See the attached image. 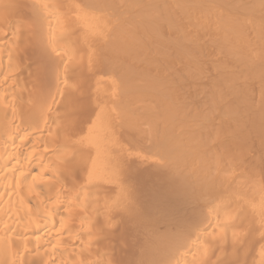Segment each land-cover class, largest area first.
Returning <instances> with one entry per match:
<instances>
[{
    "label": "bare ground",
    "instance_id": "obj_1",
    "mask_svg": "<svg viewBox=\"0 0 264 264\" xmlns=\"http://www.w3.org/2000/svg\"><path fill=\"white\" fill-rule=\"evenodd\" d=\"M0 264H264V0H0Z\"/></svg>",
    "mask_w": 264,
    "mask_h": 264
},
{
    "label": "rangeland",
    "instance_id": "obj_2",
    "mask_svg": "<svg viewBox=\"0 0 264 264\" xmlns=\"http://www.w3.org/2000/svg\"><path fill=\"white\" fill-rule=\"evenodd\" d=\"M144 170H146V168L145 169H143V171H139V174H145V171ZM148 171V170H147ZM141 172H143V173H141ZM146 181V180H145ZM145 181L143 180V182H144V186H145ZM139 182H141V183H143L142 181H140L139 180ZM146 188H147V186H146ZM126 231V232H125ZM124 232H125V235H124ZM127 235H129V232H128V229H124V230H119V233H118V235H117V237H118V239L120 240V238H121V242L117 239V241H116V245H117V255H121V253L123 254V255H125L126 257L127 256H130L128 253L126 254V252H128V251H132L133 249H132V247L131 246H129V245H126L125 244V241L127 240V239H125L126 238V236ZM125 236V237H124ZM120 244H119V243ZM118 243V244H117ZM126 246V247H125ZM125 247V248H124ZM121 248V249H120ZM120 250H121V252H120ZM125 250H126V252H125ZM122 251H124V252H122ZM131 253V252H130ZM126 257H124V258H126Z\"/></svg>",
    "mask_w": 264,
    "mask_h": 264
}]
</instances>
